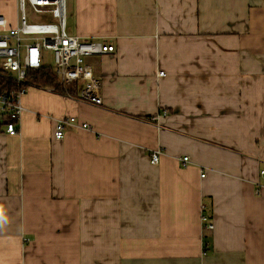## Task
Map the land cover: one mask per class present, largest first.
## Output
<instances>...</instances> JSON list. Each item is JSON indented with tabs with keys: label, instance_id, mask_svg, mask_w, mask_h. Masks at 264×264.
<instances>
[{
	"label": "crops",
	"instance_id": "1",
	"mask_svg": "<svg viewBox=\"0 0 264 264\" xmlns=\"http://www.w3.org/2000/svg\"><path fill=\"white\" fill-rule=\"evenodd\" d=\"M64 11L68 36L114 45L86 58L102 103L28 87L17 134L0 125V264H264V0ZM0 16L18 28V0ZM65 117L90 130L54 139Z\"/></svg>",
	"mask_w": 264,
	"mask_h": 264
},
{
	"label": "built area",
	"instance_id": "2",
	"mask_svg": "<svg viewBox=\"0 0 264 264\" xmlns=\"http://www.w3.org/2000/svg\"><path fill=\"white\" fill-rule=\"evenodd\" d=\"M18 3L22 11L18 28H8L0 16V77L5 75L14 85L13 90H0V125L9 136L17 134L23 111L20 98L26 92V73L29 70L37 71L43 65L45 52L52 53L53 71L61 86L68 89L74 84H79L81 100L94 106H100L102 103L100 81L92 75L86 58L114 52V45L110 42H87L65 33L64 0H18ZM26 4L36 13L49 14L56 23L28 24L23 14ZM25 40L27 43H24ZM158 76L163 77L164 73L160 72ZM67 126L90 130L89 125L80 124L73 117H65L54 122V139H62ZM159 156L160 150L152 153L151 163L157 164ZM187 159L183 157L182 162H187ZM259 175L264 178V170H260ZM201 221L205 229H213V224L206 216H201ZM208 249L209 245L205 243L203 254Z\"/></svg>",
	"mask_w": 264,
	"mask_h": 264
},
{
	"label": "trees",
	"instance_id": "3",
	"mask_svg": "<svg viewBox=\"0 0 264 264\" xmlns=\"http://www.w3.org/2000/svg\"><path fill=\"white\" fill-rule=\"evenodd\" d=\"M5 75L0 77V90H13L14 85L8 81ZM25 88L35 87L49 89L54 93L61 95H73L76 94L74 89H65L59 83L57 76L55 75L53 68L50 66L42 65L37 71L29 70L26 73Z\"/></svg>",
	"mask_w": 264,
	"mask_h": 264
},
{
	"label": "rangeland",
	"instance_id": "4",
	"mask_svg": "<svg viewBox=\"0 0 264 264\" xmlns=\"http://www.w3.org/2000/svg\"><path fill=\"white\" fill-rule=\"evenodd\" d=\"M25 19L28 24H45V23H56L49 14H40L33 11V9L26 4L23 8ZM43 64L46 66H52V53L45 52Z\"/></svg>",
	"mask_w": 264,
	"mask_h": 264
}]
</instances>
